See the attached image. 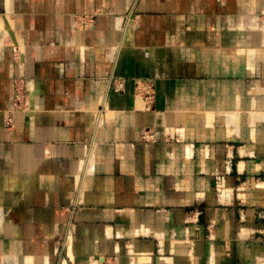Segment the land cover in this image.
<instances>
[{"label":"crops","instance_id":"0c3cea01","mask_svg":"<svg viewBox=\"0 0 264 264\" xmlns=\"http://www.w3.org/2000/svg\"><path fill=\"white\" fill-rule=\"evenodd\" d=\"M0 264H264V0H0Z\"/></svg>","mask_w":264,"mask_h":264},{"label":"built area","instance_id":"2783aa9c","mask_svg":"<svg viewBox=\"0 0 264 264\" xmlns=\"http://www.w3.org/2000/svg\"><path fill=\"white\" fill-rule=\"evenodd\" d=\"M131 13L127 17V24L129 23L130 17H132ZM91 20L89 18L84 19L80 22L83 28H87L90 24ZM137 87L139 90V95L142 100L145 101V106L151 107L154 102V92L153 85L149 81L139 80L136 81ZM124 87V80H115L113 84V88L115 90H120ZM26 99V85L23 79H20L16 82V90H15V105L17 107H21Z\"/></svg>","mask_w":264,"mask_h":264},{"label":"bare ground","instance_id":"6f19581e","mask_svg":"<svg viewBox=\"0 0 264 264\" xmlns=\"http://www.w3.org/2000/svg\"><path fill=\"white\" fill-rule=\"evenodd\" d=\"M141 103H142L143 105H145V101L142 100Z\"/></svg>","mask_w":264,"mask_h":264}]
</instances>
